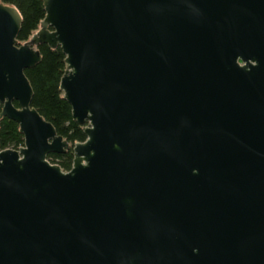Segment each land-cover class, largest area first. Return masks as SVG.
<instances>
[{
  "label": "water",
  "instance_id": "water-1",
  "mask_svg": "<svg viewBox=\"0 0 264 264\" xmlns=\"http://www.w3.org/2000/svg\"><path fill=\"white\" fill-rule=\"evenodd\" d=\"M0 2V264H264V0ZM61 48L71 145L32 105Z\"/></svg>",
  "mask_w": 264,
  "mask_h": 264
},
{
  "label": "trees",
  "instance_id": "trees-1",
  "mask_svg": "<svg viewBox=\"0 0 264 264\" xmlns=\"http://www.w3.org/2000/svg\"><path fill=\"white\" fill-rule=\"evenodd\" d=\"M0 2L18 8L23 17L18 40L21 44L29 42L45 19L43 1L0 0ZM37 50L41 54L42 62L25 72L34 91L32 105L45 120L53 124L58 134L70 143L71 148L66 154L49 156L52 164L59 165L64 171H70L74 161L73 146L78 142H85L87 137L84 126L73 120L72 107L60 89L61 79L67 68L66 56L60 47L53 49L41 44L37 46ZM24 143L25 139L18 123L8 118L0 119V152L7 149L19 150Z\"/></svg>",
  "mask_w": 264,
  "mask_h": 264
},
{
  "label": "built area",
  "instance_id": "built-area-1",
  "mask_svg": "<svg viewBox=\"0 0 264 264\" xmlns=\"http://www.w3.org/2000/svg\"><path fill=\"white\" fill-rule=\"evenodd\" d=\"M24 147V146H23ZM22 148V147H21Z\"/></svg>",
  "mask_w": 264,
  "mask_h": 264
}]
</instances>
